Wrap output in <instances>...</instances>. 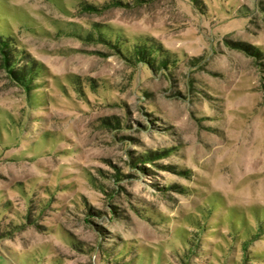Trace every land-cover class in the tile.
Wrapping results in <instances>:
<instances>
[{"label":"rangeland","instance_id":"1","mask_svg":"<svg viewBox=\"0 0 264 264\" xmlns=\"http://www.w3.org/2000/svg\"><path fill=\"white\" fill-rule=\"evenodd\" d=\"M244 260L264 264V0H0V264Z\"/></svg>","mask_w":264,"mask_h":264},{"label":"trees","instance_id":"2","mask_svg":"<svg viewBox=\"0 0 264 264\" xmlns=\"http://www.w3.org/2000/svg\"><path fill=\"white\" fill-rule=\"evenodd\" d=\"M3 47H5L7 49V45L5 43L3 44L2 48ZM6 54H7V52H6ZM136 55H137V57H136L137 60H141V61H143V59H145V60L147 59L148 60V57H145V54L142 53L141 51H137L136 52ZM6 58L7 59L10 58L9 55L7 57L5 56V59ZM148 63H149V61H145V65H148ZM12 70L10 72L12 73L11 75H12L13 79L16 80L18 83H20L21 85H23V84L26 85L24 81H25L26 76L28 74H31V70L30 71L29 70L26 71V70H24V69L21 68V69H18L17 71H15L16 73H14V71H12ZM155 155L157 156L159 154H155ZM146 160H153V158L146 159ZM202 228H203V226L202 227L196 226L195 227V230H197V232H200L201 233L202 230H203ZM195 242H196V240L193 237L190 236V237L184 239V241L181 242V244L185 245L188 248V251H189L190 255H193L194 254V249H193L194 247L193 246H194ZM244 258L249 260V258L246 257V256H244ZM248 260L246 262L244 260V263L243 264H247L248 263ZM11 263L12 264H19V263H13V262H11Z\"/></svg>","mask_w":264,"mask_h":264},{"label":"crops","instance_id":"3","mask_svg":"<svg viewBox=\"0 0 264 264\" xmlns=\"http://www.w3.org/2000/svg\"><path fill=\"white\" fill-rule=\"evenodd\" d=\"M5 264V263H4Z\"/></svg>","mask_w":264,"mask_h":264}]
</instances>
